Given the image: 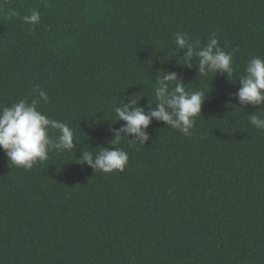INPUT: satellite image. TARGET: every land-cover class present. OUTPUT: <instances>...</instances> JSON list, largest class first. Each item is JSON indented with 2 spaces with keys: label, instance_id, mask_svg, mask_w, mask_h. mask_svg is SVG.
<instances>
[{
  "label": "trees",
  "instance_id": "obj_1",
  "mask_svg": "<svg viewBox=\"0 0 264 264\" xmlns=\"http://www.w3.org/2000/svg\"><path fill=\"white\" fill-rule=\"evenodd\" d=\"M176 33L216 38L232 75L183 65ZM252 57L264 59V0H0V107L38 87L37 110L75 144L31 170L0 150V264H264V129L249 123L264 102L232 95ZM159 71L206 92L192 135L153 120L145 145H115L123 172L83 163L111 150L119 99L155 107Z\"/></svg>",
  "mask_w": 264,
  "mask_h": 264
},
{
  "label": "clouds",
  "instance_id": "obj_2",
  "mask_svg": "<svg viewBox=\"0 0 264 264\" xmlns=\"http://www.w3.org/2000/svg\"><path fill=\"white\" fill-rule=\"evenodd\" d=\"M15 14V13H13ZM29 24H37L40 21L38 10L23 17ZM176 44L175 55L183 52V65L192 68L193 57L198 58V72L201 75L208 73L227 74L231 76L233 69V58L231 53H227L219 47L216 38H211L209 42L201 47L200 41H190L186 34H174ZM162 73L156 76L153 103L148 101L147 111L144 106H138V101L128 98L125 103L119 99L114 106L116 121L124 123L118 129H110L113 138L108 141L112 146L99 147L97 153L82 152L83 163L92 169L100 170L103 173L114 171L123 172L128 162L126 151L115 147L124 138L145 145L150 139L147 129L153 120L162 121L166 126L178 130L183 135L190 137V129L195 126V118L200 116L202 104L206 100V92L186 91L179 75L175 71H159ZM239 89L232 94L239 105H261L264 102V59L252 57L246 64L244 75L238 79ZM174 85V87H173ZM38 93V99L31 102L20 100L11 104V107H0V150H3L9 163L15 167L31 170L37 162H44L48 159L51 151L63 152L75 149L73 131L67 123L49 119L37 110L40 100L48 102L47 94L39 89H34ZM264 110V109H262ZM114 122V123H115ZM249 123L257 129H264V119L256 115L249 114ZM55 130L58 134L50 136L49 131ZM131 137V138H130Z\"/></svg>",
  "mask_w": 264,
  "mask_h": 264
}]
</instances>
